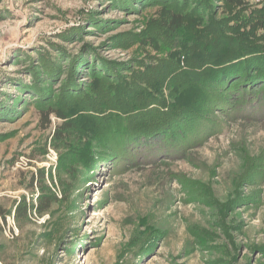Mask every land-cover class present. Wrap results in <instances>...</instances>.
<instances>
[{"label": "rangeland", "instance_id": "374dc122", "mask_svg": "<svg viewBox=\"0 0 264 264\" xmlns=\"http://www.w3.org/2000/svg\"><path fill=\"white\" fill-rule=\"evenodd\" d=\"M244 1L0 0V264H264V0Z\"/></svg>", "mask_w": 264, "mask_h": 264}, {"label": "trees", "instance_id": "16d2710c", "mask_svg": "<svg viewBox=\"0 0 264 264\" xmlns=\"http://www.w3.org/2000/svg\"><path fill=\"white\" fill-rule=\"evenodd\" d=\"M229 3H231L232 5L234 4V6L237 8V9H243L245 6H246V3H245V1L244 0H227ZM184 13H180V14H177V13H174V12H171V13H166L165 14V16L163 17V19H162V28L164 29H162L163 31H165V32H167V33H169V34H174V33H176V32H178L177 30H178V28L181 26V22H182V18H183V15ZM190 17V20L191 21H196V19L194 18V17H191V16H189ZM257 26H260V25H262V19H261V16H259L258 18H257ZM194 24V23H193ZM197 29L199 28V25H197V24H195L194 25ZM185 34V33H184ZM184 34H182L183 35V39H188L189 37H191L190 35H184ZM191 39V38H190ZM193 41V39H191V40H188V43H187V45H189V46H192L191 45V42ZM147 43H149V41H147ZM188 46V47H189ZM153 47V46H152ZM191 48V47H190ZM190 48H188L187 50H185L184 52L186 53V55H188V56H190V54H191V52H192V49H193V47H192V49H190ZM226 51H228L229 52V49H227ZM225 51V52H226ZM255 55H256V53L255 52H251V54H250V56H252L251 57V61L252 60H257V58H254L255 57ZM221 56V55H220ZM242 55L241 54H238V53H236L235 55H233L231 58H229L228 60L226 59V62L225 63H217L216 64V66H217V71L218 72H220V74H219V76H218V78L219 77H222L223 76V73H227L228 74V77H229V75L230 76H236L235 78H237V76H239L240 75V72H238V71H236L237 72V74H239V75H237L236 73H230V72H233V71H235V70H237V68H233L234 67V65H231V67L229 66V67H226L224 64H226L227 62H234L235 60H236V58L238 57H241ZM218 58H215V60H217ZM219 60V62H220V59H218ZM223 62V61H222ZM215 66V67H216ZM220 66H222V70H220ZM256 69V68H255ZM188 75H190V77H188V79L187 80H193V81H195V80H199V79H201L200 78V74H198V73H194V72H189L188 73ZM203 77V76H202ZM223 79H226V75L224 76V78ZM219 80H220V78H219ZM216 85V84H215ZM133 84H129V85H123L122 87H120L121 88V90H127V92H134L133 90ZM142 86V85H141ZM135 87H137V88H140V85L139 84H137V85H135ZM98 92H100V89H99V87L96 89ZM134 94H135V92H134ZM132 96V95H131ZM134 97H136L137 98V96H134ZM131 100H133V101H131V103H129V104H127L126 102H118V101H113V106H115L118 110H120V111H123V112H125V113H127V112H130V111H132L133 109H137V108H139V107H137L138 105H139V101L138 100H135V98H133L132 97V99ZM156 99H152L151 101H148V102H146L144 105H143V107L144 106H146V105H152V106H154L153 104H155V108H156V106H157V104H160V105H162V103L161 102H158L157 100V103H155L156 101H155ZM154 102V103H153ZM52 107H49V108H46L45 109V111H41L40 112V121H41V124H42V128L43 129H47V128H49L50 127V125H51V119H50V117L53 115V114H56V112L53 110V109H51ZM77 112H81L82 110H76ZM151 111H152V109L148 112V113H151ZM61 117V116H60ZM61 120H64L62 123H61V125H59L58 127H56L55 128V132H54V140H55V142L56 143H58L57 145H58V147H56V148H59L60 146H63L65 143H66V141H70L69 139L71 138V136L72 135H75L78 131H79V129H77V128H80V127H77L76 128V126H74L75 125V122L73 123V122H71V120L69 121V122H67L66 120H65V118H62ZM145 126V125H144ZM166 127H168V126H166ZM77 132H76V131ZM81 133L80 134H83V135H85V137L84 138H88V134H90L87 130H81L80 131ZM138 133H140V132H138ZM82 137V135H78V138H81ZM83 140V139H82ZM56 145V146H57ZM40 178L41 179H43V176L41 175L40 176ZM54 201V198H44L43 200H40V203L38 204V205H36V207H33L32 209L34 210V213L35 214H37L38 216H43V215H45L46 213H48V211H49V209H50V206H51V204H52V202ZM20 210V209H19ZM18 210V211H19ZM20 213H25L26 212V208L25 207H23L22 209H21V211H19ZM17 215V214H16Z\"/></svg>", "mask_w": 264, "mask_h": 264}]
</instances>
